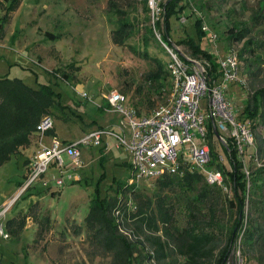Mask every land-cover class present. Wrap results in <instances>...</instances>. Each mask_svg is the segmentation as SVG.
Segmentation results:
<instances>
[{
  "label": "rangeland",
  "instance_id": "1",
  "mask_svg": "<svg viewBox=\"0 0 264 264\" xmlns=\"http://www.w3.org/2000/svg\"><path fill=\"white\" fill-rule=\"evenodd\" d=\"M108 1L0 0V19L5 17L6 6L15 5L14 10L11 9L7 14L6 21H1L0 76L20 78L32 88H39L41 84L47 83L59 93V101L67 110L62 112L57 107L52 110L58 136L53 134L51 138L56 136L60 139V136L66 138L63 141L70 142L77 140L76 137L88 131L89 127H111L117 118L103 109L101 113L99 108L106 107V96L112 90L124 93L128 104H133L139 114L149 113L159 105L169 104L172 99V88L166 72L168 54L159 39L158 31L155 29V39H150L148 43L147 57H140L129 48V45L138 49L143 47L145 24L154 22L152 10L149 13V22L141 9H136L135 1L116 0L119 7L129 17L134 18L137 24L126 43L117 45L112 39L115 20L111 22L108 18ZM188 1V6L180 14L187 15L186 22L181 23L178 17L171 18L172 40L177 41L194 33V20L198 16L189 9H197L193 5L202 2L205 7L197 11H200L203 19L216 32L221 55L226 53L224 45L227 44L229 29L246 28L245 37L234 44V49H241L246 41L253 43L252 47L261 57L259 61L254 60L253 68L255 65H261L263 77L264 0ZM46 33H51L56 38H50ZM202 42L205 48L212 47L206 36ZM177 45L186 49L182 43L177 42ZM57 68L61 72L65 71L68 78H63L62 73L56 71ZM160 68L163 72H160ZM156 74L165 77L164 81L159 80L164 85L159 84L154 76ZM84 94L86 96H83ZM228 94L232 98L236 113L242 112L244 88L238 83L231 84ZM202 107L205 108L204 103ZM109 110L112 111L110 108ZM28 138L29 142L21 145L18 152L12 153L0 163V208L3 205L8 206V212L2 222L9 235L7 238L0 235V262L114 264L112 254L102 251L95 244L86 229L85 217L90 211L93 199L116 194L113 190L116 182L125 180L130 173L131 153L122 146L116 148L112 139L109 140L111 146L106 150H103L105 148L102 146H85L81 148V166L73 172L76 179L66 181L63 186L58 187L55 178L59 172L57 167L52 165L43 175V179L27 184L28 155L37 147L39 138L35 128ZM51 138L43 136L42 141L49 146ZM249 151L252 152L253 148L246 152L247 162ZM63 158L67 161L66 154ZM139 189L151 195L156 185L155 182H144ZM240 191L238 188L239 193ZM162 193L168 196L175 207L177 206L174 213L176 223L184 226L187 213L185 195L175 187L165 189ZM123 196L121 189L117 192L115 204L108 209V213L118 232L133 239L121 223L122 218L126 216L129 219L130 215L126 213L127 207H121ZM222 196L226 199L233 198V194ZM9 197L10 202L3 204ZM223 197L224 201L218 200L214 218L220 227L219 235L225 241L236 216L235 209H229ZM31 203H34L33 207H30ZM249 204L250 202L245 200L244 212L248 211ZM201 210L206 215L204 219H208L206 206L201 205ZM34 212L47 221L38 225L30 216L26 218L18 236L7 230L8 219L18 214ZM242 217L244 221L245 213L243 216L240 214V219ZM39 229L41 233L36 235ZM215 229L219 232L217 227ZM226 264H256V260L252 254L246 253L237 241Z\"/></svg>",
  "mask_w": 264,
  "mask_h": 264
},
{
  "label": "trees",
  "instance_id": "2",
  "mask_svg": "<svg viewBox=\"0 0 264 264\" xmlns=\"http://www.w3.org/2000/svg\"><path fill=\"white\" fill-rule=\"evenodd\" d=\"M13 1L16 2V0ZM132 1L137 3L136 9H141L146 21L150 22L151 8L148 0ZM187 4H189L188 0H164L159 3L161 11L158 14L154 13V22L145 24L142 35L143 47L138 49L129 45L132 53L147 57L146 48L150 39H155L156 29L162 42L167 45L182 43L189 53L198 58L210 60L215 67L212 56L203 46L205 32L201 29L200 18L196 17L194 20L193 34L186 35L177 41L172 40L171 18H179ZM14 6L13 4L12 7H5L6 14L0 19V26L1 21H6L10 10H14ZM193 6L197 9L205 7L202 2H197ZM189 11L194 14L193 9ZM108 18L111 22L115 20L112 30L113 41L117 45H124L137 25L134 18L129 17L116 0L108 1ZM228 33L225 50L234 49V44L245 37L246 28H230ZM46 34L50 38H56L51 33ZM252 45L253 43L246 41L241 49L235 50L240 60V72L246 79L242 113L253 121L257 154L260 159H264V84H261L264 82V76H261L263 72L261 65H255L253 68L254 60L259 61L261 57L256 54V49ZM245 54L253 55V57H246ZM56 71L61 72L59 68ZM160 72H163L162 68ZM166 72L168 74V71ZM61 73L63 78H68L65 71ZM154 76L158 82L165 80L164 76L160 77L158 74ZM159 84L164 85L161 82ZM130 105L134 107L133 104ZM55 107L62 112L66 109V106L59 101V93L55 92L50 84L44 83L39 88H32L20 78L0 76V163L8 159L12 153L18 152L21 145L29 142V133L43 115H52ZM99 111L103 112L101 108ZM213 133L210 132V137ZM227 173L234 184L232 199L224 198L222 191L216 186L207 184L199 173L187 170L178 174H167L157 179L156 189L151 195L139 188L125 186L127 177L123 181L116 182L113 189L116 192L114 196L93 199L90 211L85 217L86 229L98 248L112 254L114 264H226L237 241L246 253L252 254L256 264H264V166L249 165L248 194H245L246 179L239 165H232V172ZM173 187L178 188L179 192L186 197L187 213L184 226L177 225L174 215L177 206L175 207L168 196L162 193L165 189ZM238 188L241 190L240 193ZM121 189L124 194L121 207H127L125 212L130 213L129 219L125 216L121 223L133 239L118 232L117 226L114 225L108 213V209L115 204L117 192ZM249 194L252 196L248 197ZM222 197L229 209H235L236 216L225 241L219 235L220 227L217 226L214 218L218 200H223ZM129 198L130 205L127 204ZM245 200L250 202L247 212H244ZM33 205L34 203H31L30 207ZM201 205L206 206L208 219H204L206 215L202 212ZM243 213H245L244 221L243 217L240 219V214L243 216ZM30 216L38 225L47 221L36 212L18 214L7 220V230L14 236H18L26 218ZM216 227L219 232L215 229ZM40 233L39 229L36 235ZM146 260L149 262L146 263ZM0 264L3 263L0 262Z\"/></svg>",
  "mask_w": 264,
  "mask_h": 264
},
{
  "label": "built area",
  "instance_id": "3",
  "mask_svg": "<svg viewBox=\"0 0 264 264\" xmlns=\"http://www.w3.org/2000/svg\"><path fill=\"white\" fill-rule=\"evenodd\" d=\"M163 1L148 0L153 15L161 11L158 5ZM193 10L201 19V29L211 43L212 47L206 49L216 66L177 44L167 45L159 36L168 54L167 71L172 88L170 103L159 105L147 114H139L128 104L124 93L112 90L106 99L110 109L121 116L118 132L96 128L70 142L53 136L49 146L42 139L53 128L54 121L52 115H43L35 126L39 138L36 149L28 158L27 184L43 179L52 165L59 172L55 178L58 187L76 179L73 172L81 166V148L102 146L107 149L109 143L104 136L113 135L117 139L116 146L124 147L132 156L125 186L139 188L144 182L152 183L164 175L187 170L199 173L207 184L218 187L223 194L230 196L234 184L227 172H232V165L238 164L246 179L245 194H248L249 165L262 166L264 159L257 154L252 119L242 112L236 113L228 94L231 84L238 83L244 88L246 79L240 72L237 51L226 50L222 56L217 46L216 32L203 19L200 11ZM186 20L185 15L179 17L181 23ZM211 131L214 133L210 137ZM249 148H253V151H249L247 162L246 152ZM64 154L67 161L63 158ZM130 202L129 198L127 204L130 205ZM7 212L8 206L3 205L0 208V235L3 238L9 237L2 222Z\"/></svg>",
  "mask_w": 264,
  "mask_h": 264
},
{
  "label": "crops",
  "instance_id": "4",
  "mask_svg": "<svg viewBox=\"0 0 264 264\" xmlns=\"http://www.w3.org/2000/svg\"><path fill=\"white\" fill-rule=\"evenodd\" d=\"M106 107H107V109H106V107L105 106H103L101 109H103V111H108V112H111V114H113L114 116H115V118H117L116 119V122L110 127V125H104V126H93V127H89L88 128V131H86V132H84V133H87V132H90V131H92V130H94V129H96V128H109V129H111V130H113V131H116V132H118V124H119V121H120V118H121V116L119 115V114H117V113H115V112H113V111H110L109 110V108H110V106L108 105V103L106 102ZM109 107V108H108ZM65 110H67V108L65 109ZM142 114H144V113H142ZM53 117V116H52ZM53 121H54V125H53V128H52V130H50L47 134H46V136L50 139L51 138V136L53 135V134H55V135H57L58 136V134H57V132H56V130H55V119H54V117H53ZM118 121V122H117ZM94 124V123H93ZM84 133H82L81 135H79L78 137H76V138H79L80 136H82ZM105 137V139H106V141L109 143V146H111V144H110V141H111V139L115 142V143H117V139H116V137L115 136H113V135H105L104 136ZM59 138L60 139H62V140H65L66 138H64V137H60L59 136ZM76 138H74V139H76ZM70 140H72V139H70ZM110 140V141H109ZM37 145V144H36ZM115 147L117 148V146L115 145ZM36 149V148H35ZM34 149V150H35ZM103 149V148H102ZM33 150V151H34ZM103 150H106V149H103ZM33 151H31V153L28 155V158L31 156V154H32V152ZM47 186H50L49 185V183H47L46 184ZM13 195V194H12ZM11 195V196H12ZM10 196V197H11ZM9 197V199L8 200H5L4 202H3V204L4 203H6V202H8V201H10V198Z\"/></svg>",
  "mask_w": 264,
  "mask_h": 264
},
{
  "label": "water",
  "instance_id": "5",
  "mask_svg": "<svg viewBox=\"0 0 264 264\" xmlns=\"http://www.w3.org/2000/svg\"><path fill=\"white\" fill-rule=\"evenodd\" d=\"M215 134H216L217 137L219 136L217 130H215Z\"/></svg>",
  "mask_w": 264,
  "mask_h": 264
}]
</instances>
